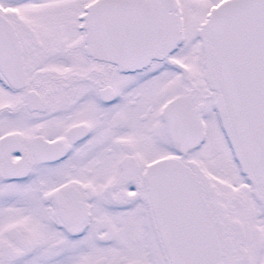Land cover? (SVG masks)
<instances>
[{"label":"snow or ice","instance_id":"obj_1","mask_svg":"<svg viewBox=\"0 0 264 264\" xmlns=\"http://www.w3.org/2000/svg\"><path fill=\"white\" fill-rule=\"evenodd\" d=\"M0 264H264V0H0Z\"/></svg>","mask_w":264,"mask_h":264}]
</instances>
